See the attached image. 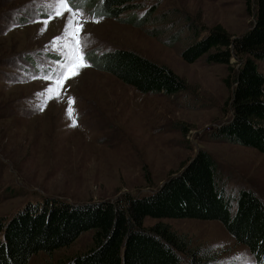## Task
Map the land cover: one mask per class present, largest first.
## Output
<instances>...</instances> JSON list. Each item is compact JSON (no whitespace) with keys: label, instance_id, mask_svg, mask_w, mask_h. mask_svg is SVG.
<instances>
[{"label":"rangeland","instance_id":"1","mask_svg":"<svg viewBox=\"0 0 264 264\" xmlns=\"http://www.w3.org/2000/svg\"><path fill=\"white\" fill-rule=\"evenodd\" d=\"M53 2L0 0V217L9 221L30 205L55 199L77 205L149 194L200 149L226 175L232 214L242 188L264 199V153L210 139L232 116L229 65L209 62L207 55L195 62L182 56L208 29L245 34L255 18L254 0H137L118 18L102 14L104 0H71L61 16H49ZM69 19L83 23L69 42L82 48L88 66L75 69L78 75L64 69L57 83L68 49L53 39ZM116 49L168 66L187 88L174 95L141 92L89 62ZM231 61L237 66L235 57ZM256 62L264 74V60ZM49 88L50 97L38 95ZM158 222L169 224L190 252L208 250L214 257L209 264H258L220 220L146 217L144 226ZM92 244L93 231H86L52 254L35 255L30 264H64ZM188 259L184 263L192 264Z\"/></svg>","mask_w":264,"mask_h":264},{"label":"trees","instance_id":"2","mask_svg":"<svg viewBox=\"0 0 264 264\" xmlns=\"http://www.w3.org/2000/svg\"><path fill=\"white\" fill-rule=\"evenodd\" d=\"M136 1L104 0L102 14L118 18L137 7ZM253 9L254 21L242 36L234 37L221 27L208 29L207 36L191 40L182 56L195 62L207 55V61L230 67L232 116L210 139L264 153V74L256 62L264 60V0H254ZM234 57L237 66L231 61ZM89 62L141 92L174 95L187 88L186 81L171 68L131 49H116ZM226 184L217 160L200 149L181 172L172 173L143 196L125 193L113 201L76 205L55 199L30 205L9 221L0 217V264H30L35 255L52 254L90 230L92 246L64 264H185L190 257L192 264L213 261L208 250L190 252L169 224L145 227L146 217L220 220L238 242L249 247L257 263L264 264V199L254 190L242 188L232 214Z\"/></svg>","mask_w":264,"mask_h":264},{"label":"snow or ice","instance_id":"3","mask_svg":"<svg viewBox=\"0 0 264 264\" xmlns=\"http://www.w3.org/2000/svg\"><path fill=\"white\" fill-rule=\"evenodd\" d=\"M71 3V0H54L53 3L49 4V7L53 10L52 13H49V16H51L53 13L56 16H61L62 13L60 11L61 7L68 8ZM95 22H98L95 21ZM45 27L41 29V31H46L48 20H45L44 22ZM83 30V23H80L79 26L76 25V23L69 19L68 22L65 25L64 32L61 36L55 37L53 39V44H55L56 41H64V43L61 45L62 48L68 49V51L65 53L64 62L60 65L61 71L57 73L56 81L57 83L61 82V79L64 78V69H69L71 72V75H78V68H82L85 66H88L85 60V57L83 55L82 48H78L74 46L71 42H69V38L75 39L77 37V34ZM77 61H79L77 63ZM35 78V77H34ZM50 79V77H49ZM53 92L51 88L47 90V93H40L38 95L45 96L49 95ZM47 103V100H44V102L40 105L41 110H43L44 104ZM69 103H72L70 101ZM69 112H71V109H69Z\"/></svg>","mask_w":264,"mask_h":264},{"label":"water","instance_id":"4","mask_svg":"<svg viewBox=\"0 0 264 264\" xmlns=\"http://www.w3.org/2000/svg\"><path fill=\"white\" fill-rule=\"evenodd\" d=\"M93 202H96V201H93ZM88 203H90V202H88ZM79 204H86V203H79Z\"/></svg>","mask_w":264,"mask_h":264}]
</instances>
